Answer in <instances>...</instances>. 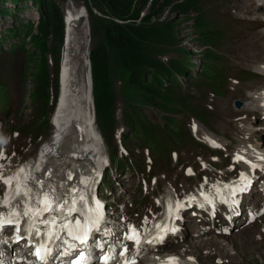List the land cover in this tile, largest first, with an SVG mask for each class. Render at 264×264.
<instances>
[{"label": "rangeland", "instance_id": "1", "mask_svg": "<svg viewBox=\"0 0 264 264\" xmlns=\"http://www.w3.org/2000/svg\"><path fill=\"white\" fill-rule=\"evenodd\" d=\"M57 1L59 2L60 9L64 13V9L69 6L68 3L60 0ZM180 1L182 0H171L170 6L174 3L177 4ZM73 3L75 8H83L81 0H73ZM6 4L5 6L10 8L13 14L9 16L0 14V32L5 27L11 26L16 27L17 31L20 32V20L22 22H26L27 20L36 21V3H32L28 0L20 1L19 3L13 5L9 2H6ZM199 5L202 6L200 10H204L206 19L214 22L215 24L213 27L221 31V35L216 40L214 47V52H220L221 54L217 53V58L214 57L212 62L216 64L214 66V70L220 71L219 66H222L224 68V80L218 78L217 80L213 81L212 78H210V81L216 83V87L220 89L222 93L219 95L216 94L214 85L209 83L208 78H205V83H198L199 76H196L192 79L190 78L189 81L186 80V76H180L178 82L185 87L184 89H187V94L191 95L189 104L193 110L188 111L179 109L178 113L174 114L166 112L168 113V115H170V117L173 118L165 121L162 118L163 112L161 110H153V108L157 109L161 107L159 103L150 105L154 104V102L150 100V104H145L144 101L141 100L138 96H134L132 101H128L125 103V112L140 113L144 111L148 119H150L152 122L158 123H149L148 126L149 133L154 134L151 138V143L153 146L146 144V142H144L140 137L133 136L132 140L126 146L129 152V156L132 160V165L129 164L128 166H124V169L117 173L114 168H112L113 175L111 176V179H117L118 182L111 183L109 181L111 179H108V182H110L112 186H109L107 190H101L102 194L108 197L110 202H112V200H117L119 203H124L126 210L133 217L136 216L138 211L147 212L148 210H152V206H154V195L160 196L170 191L165 189V186H163L165 174L170 180H172L173 178L175 180H180L181 176L183 175L180 168H178V164L180 163H183L184 165L191 164L196 170H198V156H203L207 160H210V155L216 153L220 157L219 160L214 162L213 164L217 168H221L222 170L226 171V165L229 163V155H227V153L218 150L212 151L207 148L206 151H193V149H190L192 145V139L189 137V125L190 121L194 119V116L198 118L200 115L203 116V119L199 118L202 125L209 132L215 133L223 141L228 143L230 149H233L235 146L245 143L241 141L240 137H238L236 133L237 131H235L237 125L233 123V118L241 117V115H247V117H249L251 121H241L239 126L248 127L252 130H255L257 125H259L260 127L264 126V120L259 119V111L245 107L244 109H241L243 110L242 112L240 109L234 108L232 104L233 100L236 98H239L245 102L247 100L248 102H250L252 98L248 96V93L252 90L255 91L259 86H264V78L262 75L251 77L255 74L253 73L249 63L251 62V59L253 58L252 56H254L255 52L252 49L248 48V51H242L240 55L236 57L235 52L232 50L236 46V42L234 41H237L238 39L239 42L244 41L243 38H240L244 35V32L241 31L239 23L243 20V17L245 15V13L243 12L247 10L249 2L245 5L246 8L245 6H243V8H239L240 0H200ZM179 10H176V8L172 7L170 11H168L167 16L173 19H178V16L180 14L178 13ZM166 12L167 10H164L162 16H165ZM147 13L148 9L146 6H144L139 14V17L146 16L148 15ZM189 14L194 15L195 11L191 10ZM85 22L88 28V18H86ZM190 23L191 21L182 23L175 22V25L177 26L178 35L182 41V45L186 46L191 51V65L189 66L188 70L191 74L196 73V75H198L200 66H197L199 65V62H201L200 57H202L203 59V65H205L206 63V53L204 51L206 47L205 45L201 44V42H199V40L196 38V35L191 31V28L188 25ZM84 27L85 24L82 23L80 24L78 29H75L73 31L70 42V44H72V48L70 49L71 51L76 50V48L78 47V52L74 57L77 64L78 77H84L86 76V72H88L87 65L84 64V59L81 56L86 49V47L84 48V45L82 44L83 42H85L84 40H82ZM86 31L88 37V30ZM153 33H156L157 35L153 36L154 42L149 54L151 56V60L155 63V66L160 67L165 71L185 73V64L183 63V57L179 59L172 58V56L177 55V53L175 52L172 53V49L177 45V40L175 39V27L173 25L167 26L160 30L154 31ZM10 42L15 43L16 39L5 38L3 40L4 46H8ZM90 46L91 45H89V48ZM27 49H31V46H29V42L27 44ZM244 53L247 54L246 57H243ZM181 56H183V53H181ZM12 59L13 54L9 52L1 57L0 68L2 74V82L6 87L7 97L10 102V109L8 110V113L11 112L12 108L16 107V116H18L19 113L21 114L20 121L15 125L18 126L19 130L22 127L23 134H21V138L18 140V142H20L19 146L15 149H17L19 151V154L22 155V159L29 160L34 158L37 150L44 144L43 141H48L50 139L49 134L51 125L50 122H48L44 129H37L38 125H36V117L39 105L36 103V101L33 102L28 96H26L23 100L26 92L25 87H28L31 90L30 73L26 74V80L24 81L21 58L18 57L16 61H12ZM251 73L253 75L250 76ZM225 75H230L232 77L238 78L239 83L235 86L231 83H228L225 80ZM124 82L126 86H122V92L126 93L128 84L125 80ZM178 82L175 83L174 94L168 96L156 95L153 100H156L157 98L183 99V96L179 95L181 92V86ZM187 82H189V85L187 84ZM119 84V80L115 79L112 85V88L118 94V99L113 106V117L115 121L112 123V126L109 127L108 130L111 134V137L107 142H105V152H107L108 154L111 150V143L115 145L116 140L114 137H117L120 131L124 130L126 132H129L128 127L125 126L122 121V98L119 94ZM109 85L110 81L105 80L104 78L101 80L100 78H95L94 95L98 103L102 101V94L103 92H105V95H103V108L101 113L105 119L109 118V116L111 115L110 95L108 91ZM205 109H208V111H206ZM0 110L3 109L0 107ZM50 111L51 110H49V112ZM228 111L229 113H227ZM250 113H253V116L250 115ZM170 122H173V125L170 126ZM228 126L230 128H228ZM176 127L182 128L183 139L177 137L178 133L174 130L176 129ZM158 143H162L166 146V149L162 150V157H158L155 152V149L158 148ZM145 148L150 149V151H148L152 158L151 166L153 165L154 170L153 172L151 170L148 172V187L142 188V178H145L147 180V177L142 172H140L141 168L144 170L145 157L148 163H150L148 151L144 150ZM175 150L176 159L171 157V151ZM165 157L169 160L166 161ZM172 165H174L173 168H171ZM146 170H148L147 167ZM152 175H154V177L158 179V182L155 185L150 182V177ZM195 180V178L186 180V185L189 186L188 188H191L194 185ZM160 181L161 185H159ZM134 198H136V202L133 201ZM130 202H133V206L130 205ZM190 227L191 229H194L196 227L195 223L191 224ZM259 227H262V223L255 224L254 228L258 229ZM263 236L264 233L262 237L258 233H254V229H247L245 232L240 231L233 236H229V240H226L228 241V243H226L225 245H223L222 242L216 244L218 247L211 246L209 254L205 253L209 250V248L205 247L204 251L201 250V248L205 244H203L202 246L199 245V249L196 248V243H194V247L192 245L191 247L192 251L197 253L196 259L200 264H221L216 262V256L220 257L221 261H224L223 264H264ZM168 244L162 246V253H165L167 251L175 253L179 252V247L177 244H175L174 241H171ZM231 245L234 246V250L232 251L231 249H233V247H231ZM205 256H207L208 258Z\"/></svg>", "mask_w": 264, "mask_h": 264}, {"label": "bare ground", "instance_id": "2", "mask_svg": "<svg viewBox=\"0 0 264 264\" xmlns=\"http://www.w3.org/2000/svg\"><path fill=\"white\" fill-rule=\"evenodd\" d=\"M248 2L251 3L252 0H240L239 8H243V6H245ZM255 7H264V0L257 1L255 3ZM82 12H85L83 8L77 9L74 7V5H71L67 8L65 31L68 35H70L75 29H78L80 24L83 23V17H79L81 16L80 14H82ZM93 14L96 15L95 12ZM86 33L87 31L82 33V40H84V35ZM260 33L264 35V29H262ZM82 44L85 48L86 43L83 42ZM77 52L78 47L76 48V50L69 52L65 50L61 58L58 78L59 90L51 117V140L47 142L46 147L40 149L39 155L34 161L32 168H28L25 166V164H23L19 166L11 176L16 175L21 168L24 169V172L21 174V178H23L24 176L28 177L36 175L39 172H43V174L45 175L49 172L52 173L53 163H60L61 167L66 166L65 172L66 174L72 177L71 180L74 179L76 176L79 177V179L74 184L75 188H85L89 192H94V179L92 172L86 170L84 167L75 170H73L71 167L74 163H77L79 165H83L86 163V165L93 171L94 165H96L99 160L103 159L104 154L108 155L107 152H105V144L101 133L99 132L96 123L93 122L94 117L92 115L90 107L92 102L91 80L88 77V74L84 77H78L77 64L74 58ZM82 57L83 59L84 57H86L84 53H82ZM259 69H264V65L259 66ZM253 95L254 94H251V96ZM229 111L227 113H229ZM241 111L243 112V110ZM228 128L230 127L228 126ZM192 131L195 134H198L202 139H204L213 146H216L220 141L217 136L208 132L205 127L199 123H195L192 126ZM237 131L240 135V139L244 141H249L257 135L255 130L248 131L247 129L241 128V126L237 127ZM263 146L264 141L259 142L256 145L258 149L263 148ZM237 156L244 157V160H238L240 162L241 168L243 169V172L237 179L233 180L228 185L227 191L223 193L221 199L227 200L228 202L237 201V203L235 204H239V202L243 203L245 208L248 206H253V201L255 199H258L260 196L261 189L257 187V184L262 179H264V156L253 152V150H237L235 152V157ZM251 180L253 181L250 183ZM82 181H88V184H83L81 183ZM57 184H60V182H57ZM51 185V182L47 184V186ZM54 186L57 185L54 184ZM244 186L247 187L246 191L237 192L236 195H232V192L235 188ZM89 202H91V200H87V205L85 206V208L90 204ZM169 210H171V208H169ZM74 214L75 213L72 214L70 219H74ZM88 215L93 218H99L98 230H101L103 227H106V223L103 219V216H105L104 210L99 203L95 204L92 207V209L88 212ZM80 217L82 218L83 222H85V215L79 214L78 219H80ZM246 220L247 222L243 226V231L245 232L247 229H254V233L256 232L262 237L264 229H261V227L256 229L254 228V224L256 222L264 221V210L262 212L253 213V217L246 218ZM160 225V221L154 222L151 225L149 231L150 233H152L153 239H157L160 233L162 232V230L159 228ZM114 234V232L110 233L109 237L112 238ZM61 235L64 236L69 243L75 244L77 247V243L75 241H72L71 237H68L66 233H62ZM138 238L141 239L140 236H138ZM221 240L225 241V238H222ZM76 247L75 249H73L74 251L77 250ZM86 249V246L80 245L79 250H77V252L79 254H83Z\"/></svg>", "mask_w": 264, "mask_h": 264}, {"label": "trees", "instance_id": "3", "mask_svg": "<svg viewBox=\"0 0 264 264\" xmlns=\"http://www.w3.org/2000/svg\"><path fill=\"white\" fill-rule=\"evenodd\" d=\"M17 1V0H15ZM85 5L88 15L89 24L91 29V35L93 38V47L90 49V62L91 73L93 83L95 78H103L114 73H118L127 82V92L124 93L125 100L128 97H132V92H137L139 89L146 91L142 95V98L149 100L148 94L162 90L156 83L151 82L145 84V74L150 73L147 67L150 65L155 66L154 62H151L150 54L145 48L149 38L156 36L153 33L156 30H160L167 26H172V21L166 22V24L159 29L147 26H135L126 27L110 19H104L93 14L90 10L88 0H82ZM92 5L99 10H106V12L116 17H128L136 19L139 17L141 10L144 6L148 9V15L142 17V22H146L153 18H158L164 12L174 7L179 10L180 13H186L189 9H199L198 0H189L188 5L180 2L174 3L170 6L171 0H90ZM3 0H0L2 3ZM40 8L41 19L38 23V33L32 37V42L38 48V52L34 58V78H42L44 74H39L41 70L47 68L46 50L48 43L54 41L57 43L52 48L55 56H58L59 45L63 36V20L62 14L59 11V5L55 0H33ZM169 6V7H168ZM179 6V7H178ZM1 13L7 12V9L1 8ZM178 12V13H179ZM144 24V23H143ZM25 25V24H22ZM205 25L201 16L194 19V29L197 31ZM26 26V25H25ZM51 35V37H49ZM46 37V43L41 42V38ZM102 38V39H101ZM30 58V54L28 55ZM156 67V66H155ZM155 76H158L160 67H156ZM167 72V71H166ZM162 75V74H161ZM160 76V74H159ZM138 85H134V81ZM168 79L166 74L165 80ZM126 84H124V87ZM165 90V89H164ZM115 96V94H113ZM111 95L110 101H114V96ZM47 97V94H45ZM103 101L98 103L95 99L96 114L102 113ZM124 122L129 129V132L123 133L124 141H129L132 136H141L146 139V135L143 136V131L149 135L148 128H143L146 125L135 122L130 113L124 112ZM148 127V126H147ZM121 166V165H120Z\"/></svg>", "mask_w": 264, "mask_h": 264}, {"label": "snow or ice", "instance_id": "4", "mask_svg": "<svg viewBox=\"0 0 264 264\" xmlns=\"http://www.w3.org/2000/svg\"><path fill=\"white\" fill-rule=\"evenodd\" d=\"M2 155L0 153V158ZM234 158L244 160L242 156ZM23 172L24 169L21 168L16 175L10 177L0 174V182L4 183L7 189L4 199L0 201V231L6 227H12L17 240L22 238L19 235L21 232L29 238L39 237L42 242H36L33 253L39 264H46L52 252L51 244L57 240H61L67 245V248L60 254L69 255L76 245L63 240L61 234L66 233L73 241L83 243L91 231L98 229L99 218L88 215L85 208L87 200L81 189L74 188L64 195H58L57 189L45 190L41 185L40 190L37 191L35 185L40 182L27 176L21 178ZM71 178V176L68 177V179ZM81 183L87 185L88 181ZM246 190V186L235 188L232 195ZM233 203H237V201H233ZM73 213L84 214L85 222L82 224L79 219H70ZM169 230L175 231V229ZM135 233V228L130 226L126 239L139 243L138 235ZM97 247L103 248V245L98 244ZM125 251H127L126 248L119 254L123 255ZM112 258L105 254L100 257V260L103 264H108ZM70 264H93V261L91 257L79 254L73 258ZM125 264L128 262L126 261ZM166 264H176V258L169 257Z\"/></svg>", "mask_w": 264, "mask_h": 264}, {"label": "water", "instance_id": "5", "mask_svg": "<svg viewBox=\"0 0 264 264\" xmlns=\"http://www.w3.org/2000/svg\"><path fill=\"white\" fill-rule=\"evenodd\" d=\"M235 104H236V106H240L241 103H240V101H236Z\"/></svg>", "mask_w": 264, "mask_h": 264}]
</instances>
